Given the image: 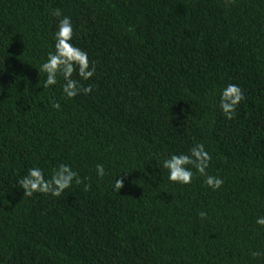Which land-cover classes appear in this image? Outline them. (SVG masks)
Segmentation results:
<instances>
[{
    "label": "trees",
    "instance_id": "trees-1",
    "mask_svg": "<svg viewBox=\"0 0 264 264\" xmlns=\"http://www.w3.org/2000/svg\"><path fill=\"white\" fill-rule=\"evenodd\" d=\"M54 9L96 66L83 82L93 91L71 100L43 89L38 71ZM227 83L245 97L232 120L216 106ZM194 143L219 190L161 173L160 160ZM59 163L87 179L57 198L23 197L28 168ZM258 215L264 0H0V264H264L251 255L264 253Z\"/></svg>",
    "mask_w": 264,
    "mask_h": 264
},
{
    "label": "clouds",
    "instance_id": "clouds-1",
    "mask_svg": "<svg viewBox=\"0 0 264 264\" xmlns=\"http://www.w3.org/2000/svg\"><path fill=\"white\" fill-rule=\"evenodd\" d=\"M57 18L58 23L52 33L51 51L39 65V73L44 74L42 88H53L59 85L63 97L71 100L81 94L87 95L93 91V86L84 85L96 74L95 62H90L89 54L74 43V27L72 18L64 15L60 9H54L51 13ZM75 74V75H74ZM244 92L238 84L227 83L218 91L216 106L226 120H232L238 106L244 100ZM51 107L60 110L59 102L50 101ZM211 154L203 143H194L187 152H172L160 160L159 169L166 172L170 183L190 185L194 177H202V183L212 191L219 190L224 184V179L208 172ZM98 179H104L109 175L103 163L94 166ZM124 173V172H122ZM118 173L113 177L112 189L119 192L123 186L124 177ZM87 177L81 178L78 171L70 164L59 163L46 174L39 166L30 167L26 174L16 180L17 186L23 190V197H32L41 194L53 198L60 197L66 189L73 184L84 183ZM201 219L206 218L207 213L199 212ZM255 224L264 228V215L255 218ZM252 256L264 255L259 251L252 252Z\"/></svg>",
    "mask_w": 264,
    "mask_h": 264
}]
</instances>
